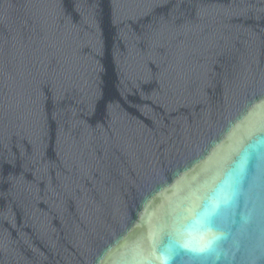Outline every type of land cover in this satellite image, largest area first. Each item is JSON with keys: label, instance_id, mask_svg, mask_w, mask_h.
Instances as JSON below:
<instances>
[{"label": "water", "instance_id": "1", "mask_svg": "<svg viewBox=\"0 0 264 264\" xmlns=\"http://www.w3.org/2000/svg\"><path fill=\"white\" fill-rule=\"evenodd\" d=\"M0 264H264V0H0Z\"/></svg>", "mask_w": 264, "mask_h": 264}]
</instances>
